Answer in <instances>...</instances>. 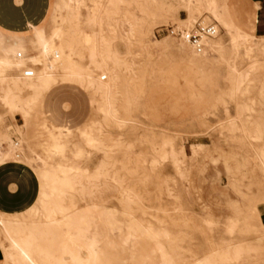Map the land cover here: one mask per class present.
Here are the masks:
<instances>
[{
	"label": "rangeland",
	"instance_id": "1",
	"mask_svg": "<svg viewBox=\"0 0 264 264\" xmlns=\"http://www.w3.org/2000/svg\"><path fill=\"white\" fill-rule=\"evenodd\" d=\"M74 5L78 27L87 31V23L110 8L108 0H74ZM218 5L249 33L255 4L244 8L218 0ZM117 8L118 38L111 41L131 66L122 72L124 91L131 96L128 113L120 102L114 105L120 120L105 118L86 83L59 80L25 125L0 104V139L18 144L19 160L31 162L21 163L25 166L40 165L31 161L35 154L54 166L62 159L47 158L39 125L45 118L71 131L63 161L91 176L82 179L83 187L72 196L82 214L80 240L87 245L89 264H264V135L256 139L254 132L256 126L264 127V54L254 53L253 81L234 92L233 77L250 70L253 62L242 48L232 49L225 31L217 34L219 52L209 49L205 58L192 57L187 48L180 52L181 41L161 31L181 25L179 20L186 18L181 8L146 19L145 45L122 36L128 18H141L136 5L122 0ZM67 19L68 0H50L38 25L46 34L37 26L25 33L0 29V45L19 39L14 45L34 54L30 47L38 45L36 34L47 40L53 30L69 26ZM198 19L216 23L204 11L194 22ZM101 27L111 39L106 21ZM257 35L264 36V29ZM253 42L264 45L261 39ZM82 56L81 63L88 65L87 54ZM107 81L108 76L101 80ZM88 128L107 148L85 143L79 132ZM75 146L82 151L78 159L72 155ZM101 167L107 175L93 178ZM216 254L224 255L214 258Z\"/></svg>",
	"mask_w": 264,
	"mask_h": 264
},
{
	"label": "bare ground",
	"instance_id": "2",
	"mask_svg": "<svg viewBox=\"0 0 264 264\" xmlns=\"http://www.w3.org/2000/svg\"><path fill=\"white\" fill-rule=\"evenodd\" d=\"M121 2L122 0H108L110 8H103L98 16L92 18V21L86 25L87 31L78 27L74 0H68L69 19L66 22L69 26L53 30L47 40L43 33L38 32L36 34L38 45L30 47L35 52L34 54L28 55L26 49L14 44L1 49L0 104L18 115L25 125L33 109L42 107L43 96L59 80L67 84L84 82L92 90V96L99 98L98 109L105 118L119 121L120 119L115 115L114 105L122 102V108L128 113L127 109L131 104L130 93L124 91L126 79L122 76V72L130 70L131 66L120 57L111 41L118 38L119 25L114 20V16L118 14L117 6ZM132 2L136 5L141 18L126 20L127 27L122 36L128 41L134 40L140 45H145L148 35L146 19H155L157 16H162L168 9L178 7L186 14V18L179 20L181 25L175 24L177 28L192 26L196 22H194V17L204 11L218 24L217 34L219 30L225 31L230 37V44L234 51L242 48L243 55L248 60L255 57V52L264 54V45H257L253 42L255 39L264 41V37L257 38L246 32L243 26L236 24L226 7L218 5V0H178L174 2L132 0ZM255 8H257L256 4ZM102 21H106L113 34L111 39L103 35ZM188 23L193 24L185 25ZM217 34L205 42L202 54H196L184 41L179 42L180 52L187 53L185 50L187 48L191 51L192 57L200 58L207 57L209 49L219 52L221 45L216 41ZM167 37L170 38V36ZM16 49L21 51L15 52ZM83 53L87 54L88 65L81 63ZM252 62L250 70L233 77L234 92L240 91L242 86L249 85L253 81L251 77L257 70V66L253 60ZM25 70H31L33 76L25 78L23 76ZM96 72H101L102 75H97ZM107 76L108 81L101 82V78L105 77L106 80ZM39 128L41 130L39 136L46 135L41 147L47 158L59 157L62 161L51 166L36 154L31 159L34 162L38 160L40 163L37 167L31 166L39 184L38 195L33 205L21 213L4 214L0 212L2 262L4 264H89V253L84 247L85 244H82L83 241L80 240L82 230L79 223L82 214L77 212L72 196L80 191L79 187H83L82 179L89 180L91 176L87 174L88 170H83L76 163L63 161L69 150L71 136L69 129L54 127L45 118ZM254 132L256 139H260L264 135V127L258 125ZM79 133L88 146L107 148L104 141L95 135L92 129H84ZM17 147L18 144L0 139V149H4V152H0V165L8 161L31 165V162L19 160L20 156L16 154ZM72 155L73 158L78 159L82 155L81 149L73 147ZM260 157L264 165V150L260 152ZM102 169L103 167L98 169L93 178L97 179L107 175ZM111 179L115 180L114 176ZM66 200H69V203H66ZM74 231L77 232L76 235ZM92 246L93 244L90 245ZM223 255L216 254L214 258H222Z\"/></svg>",
	"mask_w": 264,
	"mask_h": 264
},
{
	"label": "crops",
	"instance_id": "3",
	"mask_svg": "<svg viewBox=\"0 0 264 264\" xmlns=\"http://www.w3.org/2000/svg\"><path fill=\"white\" fill-rule=\"evenodd\" d=\"M233 1L244 8H251L253 4L257 5L251 15L248 31L257 38L264 37L257 35L259 30L264 29V0ZM49 5L50 0H0V29L10 33H25L31 26H37L46 34L45 27L38 25L45 20ZM16 42L21 40L16 39V41L0 45V50ZM38 188L37 178L29 167L14 161L0 165V212L17 214L25 211L35 202ZM2 261L3 254L0 251V264Z\"/></svg>",
	"mask_w": 264,
	"mask_h": 264
},
{
	"label": "built area",
	"instance_id": "4",
	"mask_svg": "<svg viewBox=\"0 0 264 264\" xmlns=\"http://www.w3.org/2000/svg\"><path fill=\"white\" fill-rule=\"evenodd\" d=\"M161 31H165L167 35L186 42L196 54H202L205 49V42L212 39L217 34V25L214 22H203L197 20L192 26L188 28L177 27H164ZM25 78H31L33 72L31 70H25L23 73ZM101 80H105L102 77ZM14 142L17 143V139L14 138Z\"/></svg>",
	"mask_w": 264,
	"mask_h": 264
}]
</instances>
